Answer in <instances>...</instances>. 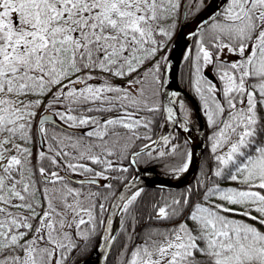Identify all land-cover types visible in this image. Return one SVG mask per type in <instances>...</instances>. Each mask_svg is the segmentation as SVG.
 Wrapping results in <instances>:
<instances>
[{
    "label": "snow or ice",
    "instance_id": "snow-or-ice-1",
    "mask_svg": "<svg viewBox=\"0 0 264 264\" xmlns=\"http://www.w3.org/2000/svg\"><path fill=\"white\" fill-rule=\"evenodd\" d=\"M206 7L183 61L214 167L195 189L152 206L164 226L133 227L118 264H264V0H0V264H70L96 237L112 248L105 213L127 215L143 189L108 207L115 193L100 180L128 171L112 159L121 141H150L141 150L150 159L177 154L176 137L149 134L159 118L175 122L161 96L189 131L180 93L162 91L170 60L160 53L181 15Z\"/></svg>",
    "mask_w": 264,
    "mask_h": 264
},
{
    "label": "trees",
    "instance_id": "trees-1",
    "mask_svg": "<svg viewBox=\"0 0 264 264\" xmlns=\"http://www.w3.org/2000/svg\"><path fill=\"white\" fill-rule=\"evenodd\" d=\"M190 3L195 4L197 0H189ZM210 2V0H204L205 5H207ZM183 12V8L181 9ZM201 12V11H200ZM195 8H192L191 14L185 17L184 15H181L178 23L175 35L173 36L172 40L168 42L167 47L160 53L161 56L165 55V53L169 54L173 42L176 38V35L178 31L180 30L181 26L184 24H187L189 21H191L198 13ZM195 43V38L191 42L190 46H192ZM229 59H232L233 57H228ZM190 71L189 65L185 64V62L182 59V62L179 66L178 70V83L181 88L186 90L188 93H190L197 101L199 105L198 99L195 97L194 93L189 87L188 83V73ZM207 71H210L208 69ZM116 83L123 84L124 81H116ZM161 102V99H160ZM199 108V107H198ZM191 110V115L189 118V121L196 127L200 128V119L198 112L196 109L189 107ZM200 111V110H199ZM182 116L183 112L181 111ZM200 115L202 117V121L204 124V141H205V151L203 155V159L199 168V171L197 173V176L195 180L182 188L172 189V190H166V189H157V188H144L142 191L141 196L136 201L135 205L130 208L129 213L127 215H123L119 224L118 233H117V241L113 245V248L110 252L109 258H108V264H118V256L119 252L122 248V245L126 242L127 236L129 233H132L133 227L135 228L136 234H144L147 230L153 229V228H159L163 227V222L157 221L155 219H150V217H154V210L153 205L154 204H163L165 201H170L172 198H178L181 193H183L188 187H193L194 189L197 187L198 183L202 180H204V177L206 174H210V170L214 167V162L212 160V155L210 153V145L208 141V136L210 135V129L206 126L205 119L202 116L201 112ZM165 123V119L159 118L158 119V126H156L152 133H149L152 136V139L155 140L162 132L163 126ZM123 131V130H121ZM143 129H141V133H143ZM171 136L176 137L175 143L179 145V148L177 150V154L175 156H169L165 157L164 159H150L146 152L140 154V156L136 157V162L138 166L141 169H147L152 172H155L162 176H171L173 175V172L171 171L172 168L179 165L184 159L185 155L190 152V145L189 143H185V138L178 132L173 131ZM127 146L123 148L122 151H119V155L116 157H112L117 159L116 166L117 167H126L128 169L127 172H106L105 175L108 176H117L120 177L119 180H102L101 184H112V191L115 193L118 192V190L126 184L134 175V168L129 163V157L134 152L138 151L140 148L144 146V144L150 143L148 140H135L127 142ZM40 147L39 142L37 141L36 146L33 148V152L35 153L37 149ZM155 149V148H153ZM155 155V150H153V156ZM35 163V160H34ZM97 171H101V166H94ZM227 186V185H222ZM85 189L91 190V191H100L101 193H107L108 189L104 187H97V186H91L89 189V186H85ZM203 191V189H201ZM114 196L109 197V200L106 202V206L109 207L111 201L113 200ZM107 213V212H106ZM105 213V216H106ZM123 222L124 226L127 228V232L123 231L121 229V223ZM99 237H96L91 242V245L89 247V250L84 255H77L76 253H73V256H75V260L72 261L70 259V264H76L80 262L81 260L87 258L91 252L93 251ZM133 240L138 243L139 239L138 237L133 234Z\"/></svg>",
    "mask_w": 264,
    "mask_h": 264
},
{
    "label": "water",
    "instance_id": "water-1",
    "mask_svg": "<svg viewBox=\"0 0 264 264\" xmlns=\"http://www.w3.org/2000/svg\"><path fill=\"white\" fill-rule=\"evenodd\" d=\"M215 2L218 3L219 0H215ZM214 6H215V4L212 5V7H214ZM212 7H206L196 17H194L191 21H189L187 24H184L181 26V28H180V30H179L176 38H175V41L173 43V46H172L171 51L169 53V56H168L169 60H170V76H166L164 78V81H165L164 82V89H162V91L168 92L170 94L172 92L173 79L176 78V80L178 82V70H179V66L181 64V61L183 59L184 51L187 47L190 46L191 42L194 39V37L190 39L188 34L196 28V21L199 20L201 17L206 16L208 14V12H211ZM188 95L193 99V101L196 105L198 115H199V117H201L196 100L190 94H188ZM167 101H168L167 96H161L162 104L165 107L172 106L174 112L176 113V116H175V122L165 121V123H167V122L170 123V127L165 134L171 135L173 133V131L176 130L188 141V143L190 145V152L192 153V158H191L189 169L184 174V176L181 178L173 179V180L164 179V178L158 176L156 173H154L150 170L141 169L136 162L137 156L132 154L129 158V162L132 165V167L134 168V171H135L134 176L118 190V192L114 196L112 202L110 203L109 207H111V205L113 203H116V204L122 203V201H119L118 199H116V197H118L121 193H123L127 196L129 194L130 189L132 191H135L136 188H140V189L157 188V189L172 190V189H177V188H182L184 186H187L195 180L197 173L199 171L202 159H203L204 151H205V142H204V139L202 136V131L200 130L201 141H199L198 136L196 135L194 130L192 128H190L188 125H187V127H188L189 131L185 132V131L181 130L179 128V124L184 122V117L180 114V112L176 111L174 105H168ZM200 120H202V119L200 118ZM149 144L151 145V143H149ZM152 147L154 148L156 146H152ZM142 149H143V147L140 150L136 151L135 153H141L142 154V153L147 151V150L141 151ZM75 179H77V178H75ZM101 183L102 182L100 181V184ZM126 185H127V187H126ZM118 211H119L118 208L112 209V212L118 213ZM117 215H111V213H109V212L106 213V217L110 216L112 221H113L112 228H113V230H115L116 236L118 233V228H119V224H120V220H121V217H120L119 221L116 223ZM103 243L104 242L99 238L96 245L99 244V245H101V247L100 248L94 247L91 254L87 258L78 262L77 264H108V259L106 262L104 257L107 256L109 258V255H110V252H111L113 246L110 250H107L103 247Z\"/></svg>",
    "mask_w": 264,
    "mask_h": 264
},
{
    "label": "bare ground",
    "instance_id": "bare-ground-1",
    "mask_svg": "<svg viewBox=\"0 0 264 264\" xmlns=\"http://www.w3.org/2000/svg\"><path fill=\"white\" fill-rule=\"evenodd\" d=\"M172 91H176V92L180 93V98H183V99L190 98V96L179 86L176 78H174L173 79V82H172ZM174 107H175L176 111L178 112L177 105H174ZM187 125L194 130V132L198 136L199 141H201V133L198 132L189 122H188ZM169 127H170V123L167 122L166 125H165L164 134L167 132V130L169 129ZM186 172L181 173L180 175L176 176L173 179H178V178L183 177ZM121 216H122V214H119V211H118V215H117V218H116V223L119 221V219H120Z\"/></svg>",
    "mask_w": 264,
    "mask_h": 264
},
{
    "label": "rangeland",
    "instance_id": "rangeland-1",
    "mask_svg": "<svg viewBox=\"0 0 264 264\" xmlns=\"http://www.w3.org/2000/svg\"><path fill=\"white\" fill-rule=\"evenodd\" d=\"M171 51V50H170ZM170 53V52H169ZM168 56H169V54H168ZM207 71V70H206ZM183 99V98H182ZM184 101H185V103L188 105V107H192V108H196V105H195V103H194V101H193V99L192 98H185V99H183ZM177 107H178V105H177ZM178 110H179V112H181L182 110H180L179 109V107H178ZM204 128L202 129V136L204 135ZM163 134V133H162ZM124 144H125V142L124 141H121V144L118 146V150L119 151H122L123 150V148L125 147L124 146ZM128 144V143H127ZM113 160H114V162L115 163H117L118 161H117V159H115V158H112ZM180 175V174H179ZM176 176H178V175H175V174H173V175H171V176H161V177H163V178H167V179H173V178H175ZM75 178H81V177H75ZM85 191H88V189H85Z\"/></svg>",
    "mask_w": 264,
    "mask_h": 264
},
{
    "label": "flooded vegetation",
    "instance_id": "flooded-vegetation-1",
    "mask_svg": "<svg viewBox=\"0 0 264 264\" xmlns=\"http://www.w3.org/2000/svg\"><path fill=\"white\" fill-rule=\"evenodd\" d=\"M39 115V114H38Z\"/></svg>",
    "mask_w": 264,
    "mask_h": 264
}]
</instances>
